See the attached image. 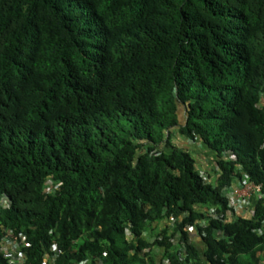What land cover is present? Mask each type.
Instances as JSON below:
<instances>
[{"label":"trees","instance_id":"obj_1","mask_svg":"<svg viewBox=\"0 0 264 264\" xmlns=\"http://www.w3.org/2000/svg\"><path fill=\"white\" fill-rule=\"evenodd\" d=\"M245 178L264 193V0H0V235L25 264H264L263 199L227 214Z\"/></svg>","mask_w":264,"mask_h":264},{"label":"built area","instance_id":"obj_2","mask_svg":"<svg viewBox=\"0 0 264 264\" xmlns=\"http://www.w3.org/2000/svg\"><path fill=\"white\" fill-rule=\"evenodd\" d=\"M48 186L49 188L53 187L51 184H48ZM225 192L231 205L230 209L227 211L229 218H237L239 215H244L245 211L248 212L247 217L252 216L253 209H251V205L255 201L261 199L264 201L262 185L257 184L248 178H245L242 183L237 180V182L228 187ZM213 211L214 210L209 211V214ZM196 228V226H191L190 231L197 233ZM0 244L4 256L9 259L11 264H25V261L27 260V254L25 251L27 242L25 235L21 234L20 236H15L7 229L4 236L0 239ZM45 257L47 261L53 263L54 256L47 253ZM161 263L170 264V261L167 258H163ZM77 264L91 263L89 260H84Z\"/></svg>","mask_w":264,"mask_h":264},{"label":"rangeland","instance_id":"obj_3","mask_svg":"<svg viewBox=\"0 0 264 264\" xmlns=\"http://www.w3.org/2000/svg\"><path fill=\"white\" fill-rule=\"evenodd\" d=\"M181 113H182V110L180 112V118H181V120H183V116H182ZM175 138H176L175 141L177 143L181 144L182 146H188V147H190L193 150L194 155H195L198 163L200 165H202V167L204 169H206V170L209 169L211 171V168H212V164H211V161H210L211 158L209 157L210 156V153L207 151V149H205L204 147H202V145L199 144L198 142H193V141H190V140L185 139L179 133H177L175 135ZM215 177H216L215 175L212 177V181L215 180ZM195 241L201 243V240H199L198 237H195ZM200 243H198V244H200Z\"/></svg>","mask_w":264,"mask_h":264},{"label":"clouds","instance_id":"obj_4","mask_svg":"<svg viewBox=\"0 0 264 264\" xmlns=\"http://www.w3.org/2000/svg\"><path fill=\"white\" fill-rule=\"evenodd\" d=\"M231 158H233V156H231ZM238 180V179H237ZM237 180H236V182H237ZM51 184V183H50ZM2 202H4L5 204L7 203V199H6V197H4L3 198V200H2ZM254 204L255 203H253L252 205H251V209H253V207H254ZM250 212V211H249ZM253 213H254V209H253ZM247 215H248V212L247 211H245V213H244V215H239L238 217H242V216H245V217H247ZM252 216H253V214H252ZM252 216H248L247 218H251ZM237 217V218H238ZM237 218H230V220H236ZM194 234V236L195 237H198L199 238V240H201V237H200V235L198 234V232L197 233H193ZM4 236V234H2V236L0 235V239L2 238ZM195 237H194V239H195ZM0 246H1V244H0ZM1 252H2V248H1ZM2 254H3V252H2ZM163 254V252L161 251L160 252V255H162ZM4 255V254H3ZM164 258V257H163ZM162 258V259H163ZM162 259L160 258V262H162ZM162 264V263H161Z\"/></svg>","mask_w":264,"mask_h":264},{"label":"crops","instance_id":"obj_5","mask_svg":"<svg viewBox=\"0 0 264 264\" xmlns=\"http://www.w3.org/2000/svg\"><path fill=\"white\" fill-rule=\"evenodd\" d=\"M198 243H200V242H198ZM200 245H201V243H200Z\"/></svg>","mask_w":264,"mask_h":264}]
</instances>
